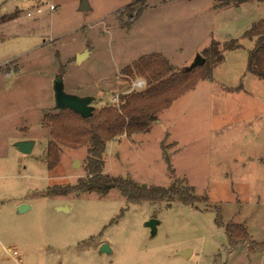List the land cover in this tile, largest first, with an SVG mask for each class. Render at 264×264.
Masks as SVG:
<instances>
[{
  "label": "rangeland",
  "instance_id": "obj_1",
  "mask_svg": "<svg viewBox=\"0 0 264 264\" xmlns=\"http://www.w3.org/2000/svg\"><path fill=\"white\" fill-rule=\"evenodd\" d=\"M80 1L0 0V17L13 18L0 25V264H264L255 246L264 243V81L247 72L255 38L245 37L264 20V3L86 0L90 9L81 12ZM133 2L136 11L144 6L136 21L126 9ZM211 45L222 54L211 78L159 112L146 133L116 137L102 154L104 175L142 191L189 187L198 202L134 204L117 189L51 195L87 179L91 148L57 141L59 163L48 170L56 78L65 93L93 98L95 116L146 89L141 77L123 74L142 56L159 54L183 72ZM26 140L35 143L29 155L14 148ZM21 204L29 210L18 214ZM151 218L160 222L154 238L143 226ZM229 223L243 225L255 244L231 245ZM103 243L111 255L98 254ZM185 249L186 258L178 254Z\"/></svg>",
  "mask_w": 264,
  "mask_h": 264
},
{
  "label": "trees",
  "instance_id": "obj_2",
  "mask_svg": "<svg viewBox=\"0 0 264 264\" xmlns=\"http://www.w3.org/2000/svg\"><path fill=\"white\" fill-rule=\"evenodd\" d=\"M138 0H136L137 2ZM262 2L264 0H213L214 9L225 7L239 8V6ZM134 2L126 6L131 8L129 17L136 21L143 11V7L137 11L133 9ZM6 16L0 17V25L12 20ZM245 37L255 38L254 47L248 52L247 72L259 80L264 81V20L260 21L248 32ZM216 44V43H212ZM225 44L224 49L237 48ZM203 59L205 63L199 66L198 73L192 75L193 70L173 72L172 67L159 54L142 56L130 66L123 69L126 77L137 75L146 84V89L135 92L121 98L120 109L112 106L101 109L95 116L82 120V124H76L78 115L62 110L56 115L50 116L51 140L46 146L45 163L49 171L54 170L59 163V150L57 141L66 143L71 147L91 144L88 150L89 157L86 164L87 179L79 180L75 186H55L49 191L53 196L67 195L73 192L97 193L106 195L110 190L117 189L128 203H140L144 201H161L163 199H177L185 205H193L198 198L193 194L192 188H178L174 185L169 188L155 187L149 191H142L131 180L111 178L103 174L102 154L107 142L119 136L130 137L134 134L146 133L152 122L156 121V115L175 101L183 93L191 90L197 80L211 78L212 69L221 61L222 54L213 50V45L204 49ZM167 161V159H165ZM225 233L231 245H237L250 241L249 235L243 225L229 223L225 226ZM260 250H264V243L256 244Z\"/></svg>",
  "mask_w": 264,
  "mask_h": 264
},
{
  "label": "water",
  "instance_id": "obj_3",
  "mask_svg": "<svg viewBox=\"0 0 264 264\" xmlns=\"http://www.w3.org/2000/svg\"><path fill=\"white\" fill-rule=\"evenodd\" d=\"M90 9L88 2L86 0H81L78 10L81 12L88 11ZM88 56V52H84L81 55H78L76 57V62H81ZM205 63V59H202L200 57H197L195 59V62L191 65L190 68H187L186 70H191L196 67L202 66ZM53 92H54V100H55V109L57 111L62 110H69L76 115H78L82 119H88L92 117L93 115V108L91 107V103L93 102V98L91 97H85L81 98L76 95L68 94L64 92L63 88V82L60 78H56L53 81ZM35 143L32 140H26V141H19L14 143V148L17 152L23 154V155H29L32 153L34 149ZM78 162L75 161L73 163V166H77ZM141 189H145V186L142 185ZM29 210V206L26 204H21L17 208L18 214H23ZM160 222L155 219L151 218L148 221L144 222L143 226L150 231V238H154L157 233V227L159 226ZM2 253V246L0 245V255ZM106 254L111 255L112 250L110 249L109 245L106 243H103L100 245L98 254ZM181 257H189L191 255V251L188 249H185L178 253Z\"/></svg>",
  "mask_w": 264,
  "mask_h": 264
},
{
  "label": "built area",
  "instance_id": "obj_4",
  "mask_svg": "<svg viewBox=\"0 0 264 264\" xmlns=\"http://www.w3.org/2000/svg\"><path fill=\"white\" fill-rule=\"evenodd\" d=\"M49 10L50 11H53L54 10V6L53 5H49ZM41 10H38V12H40ZM134 86H135V88L136 89H139V88H144V81L142 80V81H139V82H137L136 84H134ZM117 99H113L112 100V105H114L115 106V104L117 105ZM114 106H112V107H114ZM13 254H16V252H13ZM19 264H21V262H19Z\"/></svg>",
  "mask_w": 264,
  "mask_h": 264
},
{
  "label": "crops",
  "instance_id": "obj_5",
  "mask_svg": "<svg viewBox=\"0 0 264 264\" xmlns=\"http://www.w3.org/2000/svg\"><path fill=\"white\" fill-rule=\"evenodd\" d=\"M183 1H186V0H183ZM264 252V251H263Z\"/></svg>",
  "mask_w": 264,
  "mask_h": 264
}]
</instances>
